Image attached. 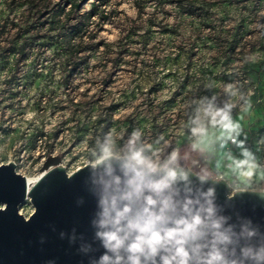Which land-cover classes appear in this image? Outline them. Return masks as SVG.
<instances>
[{
  "label": "rangeland",
  "instance_id": "rangeland-1",
  "mask_svg": "<svg viewBox=\"0 0 264 264\" xmlns=\"http://www.w3.org/2000/svg\"><path fill=\"white\" fill-rule=\"evenodd\" d=\"M28 1L0 0V163L37 178L42 162L56 156L70 172L99 159L106 144L123 155L139 128L164 152L192 155L189 146H200L188 165L216 175L213 145L227 135L220 125L231 106L250 142L243 146L250 155L241 149L238 160L253 167L226 180L231 190L264 188V0H79L70 18L106 2L107 20L92 18L81 42L99 47L81 53L86 61L76 67L53 32L32 22ZM65 1L47 0L67 11ZM195 128L207 134L199 138ZM18 210L27 217L34 207L27 198Z\"/></svg>",
  "mask_w": 264,
  "mask_h": 264
},
{
  "label": "clouds",
  "instance_id": "clouds-1",
  "mask_svg": "<svg viewBox=\"0 0 264 264\" xmlns=\"http://www.w3.org/2000/svg\"><path fill=\"white\" fill-rule=\"evenodd\" d=\"M225 86L240 96L242 106L250 107L237 84ZM231 112L229 106L220 126L226 139L236 143L243 129ZM192 132L199 138L207 134L202 128ZM244 143L241 140L239 146ZM122 152V175L114 176L110 167L98 174L93 164L88 165L86 183L97 210L91 221L93 242L81 236L79 250L90 255L97 250L94 243L103 249L90 264H264V225L230 213V200L218 202V184L188 166L177 149H156L142 139L139 128H133ZM243 154L250 152L245 149ZM113 158L106 144L100 160ZM244 164L253 167L248 161ZM65 235L61 233V238ZM69 240L77 242L75 230Z\"/></svg>",
  "mask_w": 264,
  "mask_h": 264
},
{
  "label": "water",
  "instance_id": "water-1",
  "mask_svg": "<svg viewBox=\"0 0 264 264\" xmlns=\"http://www.w3.org/2000/svg\"><path fill=\"white\" fill-rule=\"evenodd\" d=\"M120 156L107 161L99 158L70 172L58 157L48 156L30 187L25 175L16 172L13 162L0 163V264H90V259L98 257L103 252L98 243L93 244L97 250L90 255L79 250L81 236L93 242L91 221L97 210L96 199L86 183L88 165L93 164L98 174H105L110 167L113 175L119 176ZM201 175L218 184V202L230 200V213L238 212L264 225V188L231 191L226 179ZM27 198L34 210L25 217L18 208ZM73 230L77 236L75 244L69 240ZM61 233L66 234L64 238Z\"/></svg>",
  "mask_w": 264,
  "mask_h": 264
},
{
  "label": "trees",
  "instance_id": "trees-1",
  "mask_svg": "<svg viewBox=\"0 0 264 264\" xmlns=\"http://www.w3.org/2000/svg\"><path fill=\"white\" fill-rule=\"evenodd\" d=\"M66 2L70 4V8L67 11L65 5L59 2L54 3L52 6H50L47 0H29L25 3L28 5V11L32 10L35 12L37 21L32 22H39L40 27L45 28L48 32H53V37L61 47L60 49H62L68 62L70 61L74 67H76L86 61L81 53L87 49L94 50L99 47V44H95L91 46V48H88V46H82L81 41L89 31V23L92 22L93 17H101L102 22L107 20L104 14L106 6L101 8V5H106V2L103 4L94 3L88 10L80 13L79 16L75 18H70V15L79 12V0H67L65 3ZM186 13L195 15L190 9ZM42 17H44V19L40 21ZM71 20H73V22H70ZM241 136L242 134L239 138L242 140L243 138ZM189 151H192V155H190V153L180 152L182 160L187 164H189L191 156L194 157L195 154L197 155V153L201 151V148L200 146L193 148L190 145Z\"/></svg>",
  "mask_w": 264,
  "mask_h": 264
},
{
  "label": "crops",
  "instance_id": "crops-1",
  "mask_svg": "<svg viewBox=\"0 0 264 264\" xmlns=\"http://www.w3.org/2000/svg\"><path fill=\"white\" fill-rule=\"evenodd\" d=\"M244 149V147H240L239 144L235 147L233 154L228 158V161L231 162V167L230 168H224V159H225V154L223 150H219L216 152V169L220 173H222L227 179L230 177H237V178H243L246 177V174L251 172V168L248 167V165L244 164V161H239L237 153L241 150ZM245 150V149H244ZM237 165H243L242 168H238ZM255 168H258V165L254 166ZM261 169V168H260ZM243 172V174H241ZM261 172H264V170L261 169Z\"/></svg>",
  "mask_w": 264,
  "mask_h": 264
},
{
  "label": "built area",
  "instance_id": "built-area-1",
  "mask_svg": "<svg viewBox=\"0 0 264 264\" xmlns=\"http://www.w3.org/2000/svg\"><path fill=\"white\" fill-rule=\"evenodd\" d=\"M226 136H227L226 134L219 136L216 139V141H215V143L213 145V148L215 149L216 152H218L219 150H223V152L225 154L224 168H230L231 167V162L228 161V158L233 154V151H234L235 147L238 144H240L241 139L238 137L237 138V142L236 143H232L231 140L226 139ZM242 140L245 141V143H244L245 147H250V142L249 141H247L246 139H242ZM202 165H203L202 163L197 164V165H195V168H199ZM260 168L262 170H264V166H262V167L260 166ZM209 175L212 176V177H215V178L227 179L221 172L216 174V175L213 174V173H211ZM237 189H245V187L240 186V187H238L236 189H233L231 191H234V190H237Z\"/></svg>",
  "mask_w": 264,
  "mask_h": 264
},
{
  "label": "bare ground",
  "instance_id": "bare-ground-1",
  "mask_svg": "<svg viewBox=\"0 0 264 264\" xmlns=\"http://www.w3.org/2000/svg\"><path fill=\"white\" fill-rule=\"evenodd\" d=\"M37 178H29V177H26V181H27L28 187H30L32 185V183H34L37 180Z\"/></svg>",
  "mask_w": 264,
  "mask_h": 264
}]
</instances>
